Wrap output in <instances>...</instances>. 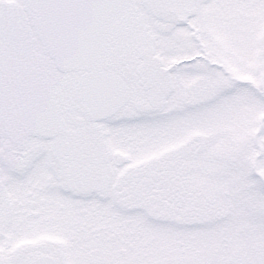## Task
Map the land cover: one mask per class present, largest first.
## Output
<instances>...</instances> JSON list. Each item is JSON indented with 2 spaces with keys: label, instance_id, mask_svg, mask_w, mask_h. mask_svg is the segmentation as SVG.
Wrapping results in <instances>:
<instances>
[{
  "label": "snow or ice",
  "instance_id": "snow-or-ice-1",
  "mask_svg": "<svg viewBox=\"0 0 264 264\" xmlns=\"http://www.w3.org/2000/svg\"><path fill=\"white\" fill-rule=\"evenodd\" d=\"M0 264H264V0H0Z\"/></svg>",
  "mask_w": 264,
  "mask_h": 264
}]
</instances>
